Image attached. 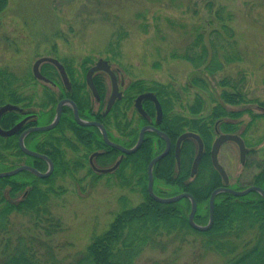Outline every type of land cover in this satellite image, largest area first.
Here are the masks:
<instances>
[{
	"label": "rangeland",
	"instance_id": "rangeland-1",
	"mask_svg": "<svg viewBox=\"0 0 264 264\" xmlns=\"http://www.w3.org/2000/svg\"><path fill=\"white\" fill-rule=\"evenodd\" d=\"M6 4L0 14V67H6L23 80L21 91L26 98L21 105L30 111H54L56 102L48 100L47 95L62 91L61 78L50 63L39 64V69L52 75L54 86L32 76L36 60L57 58L68 66L74 83L84 84L86 70L98 59H104L118 82H124L119 87L121 91L130 83L143 80L176 92L178 97L173 99L176 114L187 115L185 109L193 103L196 94L205 99L202 115L214 106L209 98L222 102L218 98L220 92L244 94L246 102L224 106L229 110H245L234 120L238 121L237 129L245 130L249 147L259 145L258 149L264 151V115L259 109L264 108V0H7ZM202 47L211 68L221 64L222 68L214 74L206 70L204 63L195 67L182 58L200 52ZM46 65L51 66L45 70ZM192 78L204 79L208 91L193 86ZM104 79L110 93L109 79L107 76ZM83 92L91 109L97 111L89 89L85 87ZM42 104L46 105L41 107ZM118 112L119 128L114 115L108 118L111 134L123 143L128 140L130 130H138L142 123L133 102L128 109L121 105ZM253 114L257 117H252ZM52 116L53 113L48 117L50 120L47 118L49 122L39 125L50 123ZM123 123L129 124L127 135L120 133ZM212 137L214 140L216 133L212 132ZM236 149L230 142L219 150L220 155H233L229 171L235 189L244 185L235 175ZM65 155L71 156L67 152ZM87 161L72 177L53 179L50 207L60 227L50 244L64 263L84 252L91 240L108 229L120 210L121 197L134 206L142 200L136 186L138 177L130 168L132 164L125 170L126 178H119L113 172L89 174ZM25 162L26 157L4 155L0 172ZM94 164L102 167L96 160ZM156 185L158 189H166L163 190L166 196L169 194L168 186L162 182ZM11 219L16 225L25 222V218L17 215ZM254 232L245 235L246 244L252 245ZM206 239L205 235L189 232L182 238L171 239L166 247L144 250L135 264H225L226 256L210 249ZM164 242L162 239L161 243Z\"/></svg>",
	"mask_w": 264,
	"mask_h": 264
},
{
	"label": "trees",
	"instance_id": "trees-1",
	"mask_svg": "<svg viewBox=\"0 0 264 264\" xmlns=\"http://www.w3.org/2000/svg\"><path fill=\"white\" fill-rule=\"evenodd\" d=\"M6 3L7 0H0V14L5 10ZM206 54L205 47H202L200 52L194 53L192 56L186 54L182 58L191 62L195 67L204 63L206 70L214 74L216 69L222 68L220 67L221 64L211 68L210 63L206 62ZM215 58L214 56L212 59L215 61ZM50 66L46 65L44 69L47 70ZM66 72L73 79L68 66ZM20 79L6 67H0V105L5 103L22 104L26 97L21 91L23 80ZM95 83H99V77L95 78ZM191 83L203 90L208 91L209 89L204 79L192 78ZM74 88L71 95H67L61 90L60 93H49L47 95L48 100L55 103L56 96L60 98L70 96L77 105L78 116L83 119L102 121L108 120L109 115H114L117 123L116 128L117 126L120 127L118 124L120 123L119 107L122 105L125 109H128L136 94L147 90L153 91L159 99L163 112L161 130L174 142L185 131H193L204 139L207 149L210 140H212V132L210 133L208 130L211 129V125L218 120H222L219 124L220 130L232 131L236 128L234 120L245 111L241 109L229 110L225 108L224 104L238 105L246 102L244 94L222 91L218 97L222 102H215L214 99L209 98L210 101H214V106L210 108L206 115H202L205 109V99H202L200 94H196L193 103L185 109L187 115H180L173 113V99L178 97L176 92L173 90L168 91L164 85L138 80L130 83L126 87L122 99L114 104L111 112L102 116L100 109L103 107L105 93L100 94V109L94 112L89 105L88 97L83 92L85 84L75 83ZM45 105L42 104L41 107ZM143 108L150 116L153 115L154 109L150 102L145 101ZM53 112L52 110L48 113H39L36 122L31 125H38L39 122H49L51 118L48 117ZM71 115L70 109L65 107L60 123L55 129L45 132H33L25 139L26 145L31 150L46 154L52 160L54 169L50 176L41 179L27 171H23L14 176L0 178V264H135L144 250L166 247L171 239L182 238L189 232L199 233L200 236L205 235L207 237L205 241L210 249L226 256L225 264H264V202L254 206V203L259 201L253 203L252 194L238 197L236 200L229 196L226 199V204L223 196L218 195L215 199L213 225L209 230L201 233L189 226L187 216L190 210V202L187 199L163 204L154 201L149 196L146 186V164L156 156V153L163 146L161 139L153 133H148L139 150L134 155L125 156L118 170L114 172V174H119V178H126L125 170L129 164H132L130 168L132 173L138 177L136 186L140 188L141 202L134 206L129 204L126 197H121L120 210L112 218L113 221L106 231L91 240L86 250L77 255L72 261L64 263L58 259L50 244L53 234L60 227L59 220L52 215L50 207V195L54 193L52 190L53 179L57 176L72 177L80 168L85 167L84 163L87 161V155H71V158H68L62 145L76 150L77 147L75 146L78 144L87 152L93 149L91 145L95 146L96 149L104 148L100 136L95 133H87L86 130L82 129L83 127L77 126ZM19 117L21 116L16 111H8L0 118V125L8 127ZM252 117L256 118L257 116L253 114ZM123 124L120 133L127 135L125 130L129 127V124ZM62 127L74 130L73 137L77 143L76 145L70 139L60 137ZM137 133L138 130L131 129L127 135L129 136L128 140L121 142L122 145L132 146L137 139ZM111 139H113L112 135ZM115 139L119 141L117 138ZM188 143L187 140L184 142L183 150L188 147ZM106 149V152H111V155H102L96 158V162L102 167L113 164L118 157L114 154L116 152L114 149ZM4 150H15L22 154L18 150L14 136L7 138V140L0 137V154ZM16 156L26 157V163L40 171H44L47 167L41 159L25 155ZM3 160L4 155H0V163H3ZM185 161L187 163V159L182 155L179 162L181 168L178 173L174 171L173 155H167L158 163H155L153 190L156 195L160 193L161 191L157 188L156 183L162 182L163 185L169 188L168 196L183 191L193 194L197 201L194 220L200 224H205L207 220L205 203H207L206 200L211 190L198 193L190 185L182 184V180L188 176V173H183V162ZM5 168L9 170L11 167ZM87 172L94 174L89 167ZM175 174L180 175L178 180L174 179ZM98 176L100 175H96V177ZM213 180H215V177H213ZM210 186L213 189L218 186V182L213 181ZM239 200H243V202L240 203ZM12 215L25 218L24 224H14V220L11 219ZM253 230H255L254 240L251 243L252 245H248L246 244L245 235ZM162 239H165L164 243H161Z\"/></svg>",
	"mask_w": 264,
	"mask_h": 264
},
{
	"label": "flooded vegetation",
	"instance_id": "flooded-vegetation-1",
	"mask_svg": "<svg viewBox=\"0 0 264 264\" xmlns=\"http://www.w3.org/2000/svg\"><path fill=\"white\" fill-rule=\"evenodd\" d=\"M54 67V66H53ZM55 68V67H54ZM56 69V68H55ZM41 70V68H40ZM58 72V71H57ZM59 74V73H58ZM103 74V77L102 75ZM48 80H49V84L51 85H55V83L52 81L51 77L52 75H50V73H46L43 74ZM104 76H107L106 74H104L103 72H96V74L94 75L93 77V84L95 86V89L97 90V97L98 99H96V103H97V107H96V110L98 108V110L100 109V103H101V97H100V94L103 92L105 93L104 95V98H103V101H104V107H106V101L109 97V91H108V86H107V83H105V79H104ZM96 77H99V83H95V78ZM109 81H110V78L109 76H107ZM70 81H71V84H72V90H74V85L75 83L73 82V80L71 79V77H69ZM122 82V81H121ZM121 82L119 83V85L121 87H123V85L121 84ZM110 83V86H111V82ZM119 86V87H120ZM62 91L63 93L67 94V89L65 87L62 86ZM125 90H122L120 92H122V94L124 93ZM110 92H111V88H110ZM142 93V92H141ZM140 94V93H139ZM71 95V94H69ZM123 96V95H122ZM121 96V98H122ZM64 98H70L71 100H73L70 96H63L62 98L60 99H64ZM120 98V99H121ZM135 100V98L133 99V101ZM132 101V102H133ZM147 101V102H150L152 105H153V115L150 116L147 112V116H149L151 118V121H148L146 119H142L140 120V122L142 123L141 125H139V129H138V133L139 131L144 128V127H153V128H156L160 131L163 132V130H161V124H162V118L160 120L159 123L155 122L156 121V112H155V106L153 104V102H151L150 100H143L142 101V107H143V104L144 102ZM7 104V103H5ZM8 104H12V103H8ZM134 104V102H133ZM4 105V104H3ZM15 105V104H13ZM2 105H0L1 107ZM17 106V108H19L18 110H16L17 113H19V115L21 117L17 118L16 121L12 124H10L8 127H2L0 125V129L1 130H8V129H11L12 127H14L15 125H17V123L21 122L22 121V124L21 126L18 128L17 132L11 136H8L7 138L9 137H15V140H16V143H17V147H18V150L20 149L19 148V144H18V138L19 136L22 134V132L26 131L28 128H31L35 125H31L32 123L36 122V117L38 116V113L37 112H34V111H30L28 108H26L25 106H22V105H18L16 104L15 107ZM258 107V106H257ZM68 108V107H67ZM64 109V108H63ZM135 109V108H134ZM144 109V108H143ZM259 109H262V113L264 115V108L263 107H259ZM71 110V109H70ZM97 110V111H98ZM54 111H55V108H54ZM97 111H94V112H97ZM144 112H145V109H144ZM6 113V111H5ZM4 113V114H5ZM72 113V112H71ZM2 114L1 117L4 115ZM53 115H54V112H53ZM0 117V118H1ZM1 120V119H0ZM95 121L99 122L100 125H103L105 131H106V134H107V137L109 138V140H111L112 142L114 143H117V144H121L122 143L120 141H116L115 137L111 134V120H98V119H94ZM222 122V120H218L214 123V126H213V129L212 131H210L209 129V132H214L216 133V137L215 139H217V137L221 134H233V135H236L238 139L241 140V143H242V146H243V153H241V151L239 150L240 147H239V144L234 142V141H225L221 144V146L219 147V150L221 149V147L225 144V143H233L235 145V147L237 148L236 150L238 151V155H234L236 157V162H237V166H236V179L238 182H243L244 185L243 186H239V188H232L231 185H233V183H231V174H230V166H231V158L233 157V155H220V151L217 150V161L219 163V165L222 167V169L224 170L226 176H227V179H228V184L225 185L224 184V178L218 173L216 172V169L213 167L212 165V161H211V155H212V145L215 141V139L213 140V137H212V140H210V145L208 147V149L206 148V144L204 143L205 141H203L204 139H202L199 135V137L201 138V141H202V144H203V151H202V154H201V158L200 160L198 161V166H197V170L195 172V174L193 176H191V170H192V164H193V160L194 158L196 157V154H197V151H198V148H199V144L197 143V141H195L194 139L192 138H187L183 141H181V144H180V147H179V162L181 161V157L182 155L187 159V163L185 162L184 163V171L183 173H188V176L186 177V179H183L182 180V184L184 185H190L192 187L193 190L197 191L198 193L201 192V191H205V190H211L208 194V197H207V203H205V208H207V220H206V223L208 222V219H209V198H210V195H211V192H213L216 188H219V187H222V186H226L228 188H231L233 190H237V191H243L249 187H257L259 189H261L263 192H264V151H260L259 148V145L258 146H253V147H249V143H248V140L245 139L244 137V129H241L240 131H238V121H234V124L236 125V128H234V130L232 131H222L220 130V127H219V124ZM79 127H83V126H79ZM219 128V129H218ZM82 129L86 130L87 133H92V134H96L98 136H100L101 138V141H102V144L104 146V148H94L95 146L91 145L92 146V150H90L89 152L85 151L82 149V147H79V146H75L77 147L76 150H74V148L72 147H69V148H66L64 145H62L63 149L65 150V152H67V154H70V155H74L73 153L76 152V155H96L93 159H92V162L96 160V158L98 156H102V155H111V152L107 153V144H105L103 142V139H102V135H101V131L98 127L96 126H91L90 127H83ZM53 130V129H52ZM77 130H80V129H77ZM218 130V131H217ZM193 132V131H191ZM144 138L145 136L148 134V133H153V130L151 129H147V131L144 132ZM165 133V132H163ZM195 133V132H194ZM155 134L159 139H161V141L163 142V146L161 148V150L156 153V155H159L161 154L165 148H166V143L164 142V140L162 138H160L156 133H153ZM166 134V133H165ZM197 134V133H196ZM111 135L113 137V139H111ZM167 135V134H166ZM74 130L72 129H68L66 127H62L60 129V137H65L67 138L68 140L70 139L72 143H74L75 145L77 144L75 139H74ZM180 136V135H179ZM178 136V137H179ZM1 138L3 139H6L7 138L5 136H0ZM168 139H169V143H170V147H169V151L167 152L166 156L167 155H173L174 157V171L176 173H178L180 171V168H181V163H176L177 160H176V154H175V150H176V142L172 141L170 139V137L167 135ZM178 137L175 139V141H177ZM26 138H24V144L27 148H29L27 145H26V141H25ZM186 140L189 142L188 144V147H186L185 150L184 149V142H186ZM144 142V140H143ZM142 142V143H143ZM136 143V142H135ZM134 144V143H133ZM78 145V144H77ZM135 145V144H134ZM142 145V144H141ZM124 147L126 148H131L132 146H125L123 145ZM141 147V146H140ZM109 148V147H108ZM114 149L116 152L117 150L115 148H112ZM139 150V149H138ZM137 150V151H138ZM21 151V150H20ZM70 153H69V152ZM136 151V152H137ZM114 153L115 155H117L119 157V155H129V154H122L121 152H117V153ZM135 152V153H136ZM134 153V154H135ZM26 155L24 153L22 154H19L17 151L15 150H4L3 152H1L0 155ZM134 154H130V155H134ZM219 157H220V160H219ZM221 157H223L221 159ZM124 158V157H123ZM89 160V159H88ZM94 164V162H93ZM98 166V165H97ZM95 167V166H94ZM155 167V166H154ZM97 169H101L102 167H96ZM95 172V171H94ZM146 172H147V168H146ZM97 173V172H95ZM99 174V173H98ZM213 174H216V175H213ZM179 174H175L174 175V179L175 180H178L180 175L178 176ZM217 176V178H216ZM153 177H154V170H153ZM213 177H215V180H213ZM213 181H217L218 182V186L214 187L213 189H211V183H213ZM154 184V183H153ZM165 186V185H164ZM237 186V187H238ZM159 190L161 191L160 193H162V195H158L160 197H171L173 195H170V196H166V191H163V190H166V189H160ZM183 192H187V191H183ZM182 193V192H181ZM188 194H190L189 192H187ZM249 194H252L253 195V203L256 201H259L257 203H254V206H257L259 205L261 202H264V197L262 195H260L259 193L257 192H248L247 194L243 195V196H247ZM193 196V198L195 199V196L193 194H191ZM218 195H222L223 198L225 199V204H226V199L229 198L230 194L228 193H219L215 196L214 198V205H213V213H214V206H215V199ZM188 200V199H187ZM189 201V200H188ZM196 201V199H195ZM190 202V201H189ZM239 202H243V200H239ZM196 205H197V201H196ZM212 213V214H213ZM196 214V213H195ZM195 214H194V218H195ZM195 221V220H194ZM213 221H214V214H213ZM196 222V221H195ZM198 223V222H197Z\"/></svg>",
	"mask_w": 264,
	"mask_h": 264
},
{
	"label": "water",
	"instance_id": "water-1",
	"mask_svg": "<svg viewBox=\"0 0 264 264\" xmlns=\"http://www.w3.org/2000/svg\"><path fill=\"white\" fill-rule=\"evenodd\" d=\"M43 62H48L50 64H52L59 72L60 77L62 79L63 85L67 88L68 91H71V85H69V80L67 77V74L65 72L64 66L62 64H60V62L52 57H42L39 58L38 60L35 61V63L32 66V73L35 78L42 80V81H47V79L40 73L39 71V64L43 63ZM98 71H103L105 73H107L110 77L111 80V94L109 96V99L107 101V105H106V110L104 112L107 113L111 107L113 106L114 102L117 99L121 98V92L119 93L118 90V83H117V79L115 77V74L112 72V70L110 69V66L108 64V62H106V60L103 59H99L98 62L95 63L94 66H92L91 68L88 69V72L86 73L85 76V80H86V84L88 85V87L91 90V94H93L95 97H97V92L95 89V86L93 84V80H92V75L94 72H98ZM121 84H123V82H121ZM143 100H150L154 103L155 105V109H156V121L157 123L160 122L161 118H162V110H161V106L159 104V101L157 99V97L151 93V92H145L142 93L140 95H138L135 99L134 102V107L135 109L138 111L137 113H139L141 116H143L146 120L151 121V118L149 116H147L146 112H144L143 108H142V101ZM63 105H68L72 108V112H73V117L75 122L79 125V126H96L100 129L101 131V135L103 138V141L110 147L117 149L118 151L122 152V154H134L139 147L141 146L143 139H144V132L147 131V129H151L153 130V133H156L160 138H162L164 140V142L166 143V148L165 150L159 154L156 155L154 158H152L150 160V162L147 164V192L149 194V196L156 202L158 203H163V204H168V203H173V202H177L178 200H181L182 198H187L190 201V211L188 214V223L189 226H191L193 229L204 232L207 231L211 228L212 224H213V205H214V198L217 194L219 193H228L230 195L233 196H243L245 194H247L248 192H257L260 195H262L264 197V192L257 188V187H249L243 191H237V190H233L231 188H228L226 186H222L219 188H216L213 192H211L210 198H209V219L207 224L204 225H199L197 223L194 222V214L196 212V201L193 198V196L191 194H188L186 192L180 193L178 195L172 196V197H160V196H156V194H154L153 192V167L155 165V163H157L158 161H160L169 151V147H170V141L167 137V135L165 133H163L162 131L153 128V127H144L142 128L139 133H138V139L136 141V143H134L135 145L131 148H125L121 145L115 144L113 142H111L108 138H107V134L106 131L104 129V127L102 125H100L99 122L96 121H86L80 118V116H78V111L76 108V105L73 103V101L69 100V99H63L61 101L58 102L57 106H56V111H55V115L53 116V120L50 124L48 125H44V126H36V127H31L28 128L26 131L22 132V134L19 136L18 140V144H19V150H21L23 153H25L26 155L31 156V157H36L39 159H42L44 161H46L48 167L46 169L45 172H41L39 170H37L36 168L29 166V165H20L18 167H16L13 170H9V171H4V172H0V178L2 177H9V176H13L19 172L22 171H30V173H32L33 175L39 177V178H46L48 177L52 171H53V162L44 154H40L31 150H28L25 145H24V137L26 135H28L29 132H36V131H47L48 129H53L60 120L61 116V112H62V107ZM19 108H17V106L15 107V105H11V104H5L3 106L0 107V117L2 114L5 113V111H9V110H18ZM22 121L17 123V125H15L14 127H12L11 129L8 130H1L0 129V136H5L6 138L8 136H11L13 134H15L18 130V128L21 126ZM187 138H192L195 141H197V143L199 144V148L196 154V157L193 160V164H192V170H191V176H193L197 170V166H198V161L201 158V154H202V149H203V144L201 141V138L199 137V135H197L196 133L193 132H185L183 134H181L176 142V150H175V156H176V160L178 163L179 162V147L181 144V141L187 139ZM234 141L236 143L239 144L240 147V151L241 153H243V146L241 143V140L237 138L236 135L233 134H221L217 137V139H215L213 145H212V155H211V161H212V165L213 167L216 169V172H218L223 178H224V184L227 185L228 184V179L227 176L224 172V170L222 169V167L219 165L218 161H217V150H219V147L221 146V144L225 141ZM94 156V155H92ZM92 156L90 157V161L92 160ZM123 155H121L120 159L115 163V165H113V167H110L108 169H95L101 173H108L113 171L114 169L117 168V165H119L121 159H122Z\"/></svg>",
	"mask_w": 264,
	"mask_h": 264
}]
</instances>
